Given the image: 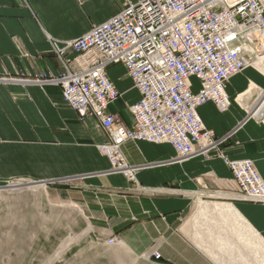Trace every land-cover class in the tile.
Instances as JSON below:
<instances>
[{
  "label": "crops",
  "instance_id": "0c3cea01",
  "mask_svg": "<svg viewBox=\"0 0 264 264\" xmlns=\"http://www.w3.org/2000/svg\"><path fill=\"white\" fill-rule=\"evenodd\" d=\"M136 2L0 0V188L9 181L27 185L17 190L50 187L56 200L79 212L83 235L121 240L119 247L78 249L93 264H264V205L234 197L220 158L180 162L169 144L127 142L123 156L139 168L133 186L99 152L107 138L96 119L79 120L63 104L59 86L35 82L64 72L53 42L63 47ZM256 67L229 80L225 114L212 103L197 113L217 137L239 126L221 151L231 160H251L264 181V123L248 108L264 100L249 91H264ZM107 77L119 93L107 112L130 128L127 108L140 95L122 65L108 68ZM190 82L196 94L198 81ZM66 180L74 181L58 183ZM153 249L158 261L150 257Z\"/></svg>",
  "mask_w": 264,
  "mask_h": 264
},
{
  "label": "built area",
  "instance_id": "2783aa9c",
  "mask_svg": "<svg viewBox=\"0 0 264 264\" xmlns=\"http://www.w3.org/2000/svg\"><path fill=\"white\" fill-rule=\"evenodd\" d=\"M52 50L63 74L35 82L59 86L63 104L79 120L96 119L107 138L98 149L113 172L137 186L139 168L127 163L122 146L127 142L169 144L180 162L220 158L232 175L234 197L264 205V181L254 163L231 160L221 151L239 126L217 137L197 113L212 103L225 114L230 108L225 91L229 80L263 55L264 0H137L63 47L53 42ZM66 51L76 56L66 59ZM114 65L125 68L140 95L139 102L127 108L130 128L107 112L119 98L107 77V69ZM191 78L199 84L196 94L191 91ZM259 98L264 99V91ZM22 185L9 181L0 191L14 193ZM103 244L119 247L122 242L112 237ZM150 257L161 258L154 249Z\"/></svg>",
  "mask_w": 264,
  "mask_h": 264
},
{
  "label": "rangeland",
  "instance_id": "374dc122",
  "mask_svg": "<svg viewBox=\"0 0 264 264\" xmlns=\"http://www.w3.org/2000/svg\"><path fill=\"white\" fill-rule=\"evenodd\" d=\"M253 88L249 91L259 99L262 90ZM234 139L235 135L230 141ZM51 189L0 192V264H93L78 249L103 247V242L83 235L86 230L79 212L56 200ZM65 241L69 246L62 253L60 246Z\"/></svg>",
  "mask_w": 264,
  "mask_h": 264
},
{
  "label": "bare ground",
  "instance_id": "6f19581e",
  "mask_svg": "<svg viewBox=\"0 0 264 264\" xmlns=\"http://www.w3.org/2000/svg\"><path fill=\"white\" fill-rule=\"evenodd\" d=\"M255 65L258 66L259 68H261L263 70V72H264V53H263V55L260 58L257 59V61L255 62ZM248 108H249L250 111H252L251 112L252 113L251 117H253L255 119H258V120H259V118H263L264 119V100L262 101V104L260 103V105L257 106L256 108H255V106L254 107H248ZM249 115H250V113H249ZM67 246H69V242H66V241L63 242L61 244V246H60L61 251L64 250L65 248H67ZM63 252L64 251H62V253Z\"/></svg>",
  "mask_w": 264,
  "mask_h": 264
}]
</instances>
